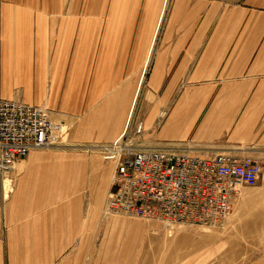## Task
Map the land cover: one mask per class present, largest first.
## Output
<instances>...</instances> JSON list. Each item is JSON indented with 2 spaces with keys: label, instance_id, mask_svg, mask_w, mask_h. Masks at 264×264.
I'll return each mask as SVG.
<instances>
[{
  "label": "crops",
  "instance_id": "0c3cea01",
  "mask_svg": "<svg viewBox=\"0 0 264 264\" xmlns=\"http://www.w3.org/2000/svg\"><path fill=\"white\" fill-rule=\"evenodd\" d=\"M0 98L45 107L61 131L0 177L1 259L87 264L78 236L124 133L264 161V0H0Z\"/></svg>",
  "mask_w": 264,
  "mask_h": 264
},
{
  "label": "built area",
  "instance_id": "2783aa9c",
  "mask_svg": "<svg viewBox=\"0 0 264 264\" xmlns=\"http://www.w3.org/2000/svg\"><path fill=\"white\" fill-rule=\"evenodd\" d=\"M142 122L135 132L140 133ZM61 131L43 106L0 98V177L30 151L51 147ZM115 173L105 201L106 216L121 215L175 225H219L229 214L239 185L254 186L264 161L249 156H207L136 148L125 133L103 154Z\"/></svg>",
  "mask_w": 264,
  "mask_h": 264
},
{
  "label": "rangeland",
  "instance_id": "374dc122",
  "mask_svg": "<svg viewBox=\"0 0 264 264\" xmlns=\"http://www.w3.org/2000/svg\"><path fill=\"white\" fill-rule=\"evenodd\" d=\"M101 199L96 196L87 206L91 221L87 234L78 236L93 244L87 264H264V175L254 186H238L229 214L216 226L168 227L155 220L106 216ZM8 253L0 264H20V250L11 258Z\"/></svg>",
  "mask_w": 264,
  "mask_h": 264
}]
</instances>
